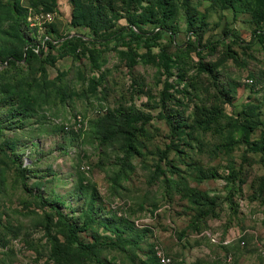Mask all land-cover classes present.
I'll use <instances>...</instances> for the list:
<instances>
[{"label":"rangeland","instance_id":"obj_1","mask_svg":"<svg viewBox=\"0 0 264 264\" xmlns=\"http://www.w3.org/2000/svg\"><path fill=\"white\" fill-rule=\"evenodd\" d=\"M82 1L96 33L73 26L72 0H0V264H159L156 245L187 264H264V37L195 53L227 30L249 39L255 0ZM132 23L166 31L150 48L74 42L5 63ZM79 115L82 130L59 126Z\"/></svg>","mask_w":264,"mask_h":264},{"label":"trees","instance_id":"obj_2","mask_svg":"<svg viewBox=\"0 0 264 264\" xmlns=\"http://www.w3.org/2000/svg\"><path fill=\"white\" fill-rule=\"evenodd\" d=\"M133 0H131L132 2ZM136 3L140 4L142 0H135ZM166 3L163 0H161V3ZM73 4V15H72V24L74 27H89L91 31L94 33L97 32V25L100 21V13L97 11V7L94 4L90 3H84L82 0H72ZM255 4L257 6V11L254 15L257 28L255 31H252L250 33L249 39L244 38L241 34L240 29H231L230 31H224V35L220 37L217 41L210 40L206 45H203V47L199 46L196 41V48L195 53L198 56L200 60H203L205 56L215 50V45L218 44L221 41H224L227 38H232L236 41H243L244 43H251L256 38H262L264 37V0H255ZM193 23V22H192ZM190 23V24H192ZM134 26V28H133ZM79 29V28H78ZM166 30L159 29L155 33L151 35H147L146 33H143L141 28L136 27L135 24H131L129 28H124L120 31H115L108 33L106 35H103L101 38H93L91 35H84V34H68L66 37L61 39H54L48 37L47 39H44L41 44L39 45H30L27 46L24 54L20 57L12 56L8 59L5 63L7 65L14 64L16 62H22L23 64L28 63L33 57L37 60H41L43 57H46L47 59L51 55V51H55V53L58 54V57L62 58L66 55L67 51L70 49L72 43H77L79 45H83L85 48L89 45H100L104 47H108L111 43L115 45H124L131 49L133 46V43L135 42H141L142 40H145L146 45L149 46L151 44L157 45V42L161 40L164 37V32ZM92 32V33H93ZM197 35V33H195ZM193 35L189 37V40H191ZM175 40L172 42L174 43ZM151 43V44H150ZM38 47V51L35 52V50ZM202 64L200 62V65L202 67ZM166 72L171 75L170 72V64L168 63L166 65ZM168 68V69H167ZM170 84H168L169 86ZM63 129V127H62ZM64 131V130H63ZM253 129L251 125L245 126V136L244 141L247 145L250 144L249 137L252 133ZM130 141H127V144H129ZM255 147V146H253ZM252 147V148H253ZM127 149H130V145L127 146ZM257 149V148H255ZM69 229L72 231L75 239V243L85 250L86 253H89L90 255H95V246L90 245L82 240H79L77 237L78 229L76 226L68 225ZM60 244H58L59 246ZM154 249V248H153ZM60 251L58 247L54 248L53 254L54 258L59 260ZM158 260V259H157ZM159 262V261H158ZM59 264V263H58ZM160 264V263H159Z\"/></svg>","mask_w":264,"mask_h":264},{"label":"built area","instance_id":"obj_3","mask_svg":"<svg viewBox=\"0 0 264 264\" xmlns=\"http://www.w3.org/2000/svg\"><path fill=\"white\" fill-rule=\"evenodd\" d=\"M46 19L50 18V15L47 14L45 16ZM38 51V47L35 50V52ZM246 81L248 83H254V78H248L246 79ZM56 124L59 125L60 123H58L56 121ZM59 126L63 127L64 132H70L72 130H82L85 126H87V120L83 119L80 115L79 116H73V117H69L68 122L64 123V124H60ZM25 164L29 163V159L28 157H24L23 159ZM88 169V168H87ZM212 243H215L213 240H211ZM154 253L159 261L160 264H187V262H185L186 260L184 259H172L171 257L167 256L162 248L159 245H156L154 247ZM226 262L228 264H232L233 263V257L229 256L228 259L226 260Z\"/></svg>","mask_w":264,"mask_h":264}]
</instances>
